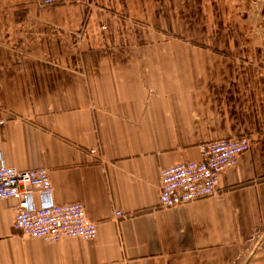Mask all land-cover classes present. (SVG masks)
<instances>
[{"label":"crops","instance_id":"1","mask_svg":"<svg viewBox=\"0 0 264 264\" xmlns=\"http://www.w3.org/2000/svg\"><path fill=\"white\" fill-rule=\"evenodd\" d=\"M38 1L0 0V166L46 169L32 205L81 203L97 233L31 239L0 201V264H264V76L247 46L209 40L224 6ZM241 136L215 196L158 207L163 168Z\"/></svg>","mask_w":264,"mask_h":264},{"label":"built area","instance_id":"2","mask_svg":"<svg viewBox=\"0 0 264 264\" xmlns=\"http://www.w3.org/2000/svg\"><path fill=\"white\" fill-rule=\"evenodd\" d=\"M81 0H39L40 7L73 4ZM247 136L211 141L198 146L200 160L163 168L159 173L158 207L169 209L215 196L223 172L250 150ZM95 151H90L95 155ZM50 198L53 188L46 169L20 171L0 166V201H13V228L22 235L57 244L62 240H93L96 224L86 217L81 203L32 205L33 195ZM117 218H124L120 212Z\"/></svg>","mask_w":264,"mask_h":264},{"label":"rangeland","instance_id":"3","mask_svg":"<svg viewBox=\"0 0 264 264\" xmlns=\"http://www.w3.org/2000/svg\"><path fill=\"white\" fill-rule=\"evenodd\" d=\"M216 4L224 6L225 16L208 17L209 23L212 22L215 28L213 37L209 40L229 41L231 44L241 43V50L240 48L232 49V46L230 51L232 55L234 53L238 55L239 51L242 55L247 46V57L252 59V62L255 61L264 76V0H229V2L216 0ZM218 12L216 8L215 13ZM221 18L223 21L218 23ZM218 26H224V31H220ZM224 51L229 50L224 49ZM252 244L251 249L249 248L251 253L256 249L255 244Z\"/></svg>","mask_w":264,"mask_h":264}]
</instances>
